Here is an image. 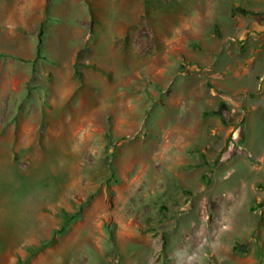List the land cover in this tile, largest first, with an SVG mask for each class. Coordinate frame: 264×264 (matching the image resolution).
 <instances>
[{"label": "rangeland", "instance_id": "1", "mask_svg": "<svg viewBox=\"0 0 264 264\" xmlns=\"http://www.w3.org/2000/svg\"><path fill=\"white\" fill-rule=\"evenodd\" d=\"M0 264H264V0H0Z\"/></svg>", "mask_w": 264, "mask_h": 264}, {"label": "crops", "instance_id": "2", "mask_svg": "<svg viewBox=\"0 0 264 264\" xmlns=\"http://www.w3.org/2000/svg\"><path fill=\"white\" fill-rule=\"evenodd\" d=\"M220 32H221V31H220ZM207 40H208L209 42H210V41L213 42V40L210 39V38H208ZM209 45H210V44H209ZM209 45H208V46H209ZM187 53H190V52H187ZM187 56H188V58H190V59H196V60L198 59L199 61L205 63V59H206V58L204 57V55H200V54H199V55H198V54L194 55V54L192 53V54H189V55H187ZM201 62H200V63H201ZM248 141H249V138L246 140L247 144L245 143V146H246L245 148H246L247 150L249 149V148H248V144H249ZM248 151H250V150H248ZM251 170H252V169H251Z\"/></svg>", "mask_w": 264, "mask_h": 264}, {"label": "bare ground", "instance_id": "3", "mask_svg": "<svg viewBox=\"0 0 264 264\" xmlns=\"http://www.w3.org/2000/svg\"><path fill=\"white\" fill-rule=\"evenodd\" d=\"M14 238H16V237L14 236Z\"/></svg>", "mask_w": 264, "mask_h": 264}]
</instances>
